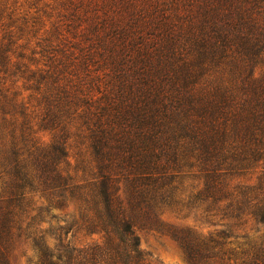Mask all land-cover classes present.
I'll use <instances>...</instances> for the list:
<instances>
[{"label":"trees","instance_id":"1","mask_svg":"<svg viewBox=\"0 0 264 264\" xmlns=\"http://www.w3.org/2000/svg\"><path fill=\"white\" fill-rule=\"evenodd\" d=\"M139 226L264 264V0H0V264H153Z\"/></svg>","mask_w":264,"mask_h":264},{"label":"rangeland","instance_id":"2","mask_svg":"<svg viewBox=\"0 0 264 264\" xmlns=\"http://www.w3.org/2000/svg\"><path fill=\"white\" fill-rule=\"evenodd\" d=\"M69 210L70 208H67L62 213ZM52 225L54 226L55 222ZM136 232L140 238V248L148 255L153 264H190L181 247L172 236L160 230H152L142 226H139ZM263 233L262 228L259 231H253L252 239L260 237ZM96 238H98L96 235L81 236L79 240L92 241V239ZM31 254L29 245L25 241H18L15 250L9 258L10 264H32L29 259Z\"/></svg>","mask_w":264,"mask_h":264}]
</instances>
